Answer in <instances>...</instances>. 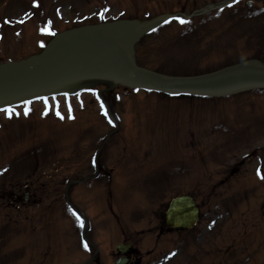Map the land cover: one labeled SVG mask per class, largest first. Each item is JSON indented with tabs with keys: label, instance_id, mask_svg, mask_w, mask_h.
I'll return each instance as SVG.
<instances>
[{
	"label": "rangeland",
	"instance_id": "1",
	"mask_svg": "<svg viewBox=\"0 0 264 264\" xmlns=\"http://www.w3.org/2000/svg\"><path fill=\"white\" fill-rule=\"evenodd\" d=\"M222 1L0 0V63L40 52L42 44L69 27L164 14L167 19L134 43L138 64L169 74L191 75L249 57L264 63V9L260 0L250 6L245 0H233L226 7L206 11L210 3ZM82 15H87V20L72 21ZM109 85V81L93 82L48 105L32 98L30 114L25 116L20 108L8 115L0 108V264H86L95 248L103 264H112L115 257L108 256L109 250L121 231L133 232L135 208L163 188L164 194L149 199L151 205L158 206L176 190H190L200 203L202 217L191 231L179 237L167 236L161 259L150 264H198L200 256V264H264V179L262 183L253 174L259 170L264 175V89L236 91L216 98L214 103L200 101L195 95L187 99L184 94L146 93L123 82L112 89ZM96 90L120 111H130V97L145 98L133 99L129 126L121 112L115 111L121 120V127L115 129L125 144H132L123 146V170L111 188L118 219L109 211L107 187L94 181L78 186L83 196L79 204L80 213L85 215L83 223L79 215L51 198L52 192L64 185L65 177L80 176L79 164L84 166L83 159L91 151L89 143L85 153L75 148L84 147L80 141L84 128L88 136L95 132V127H85L80 117H97ZM167 96L177 101L158 99ZM67 101H72V106L68 107ZM72 110L75 118H66ZM53 111L62 113L61 117L50 115ZM186 130L193 134L187 135ZM190 138L193 146L199 143L196 154L191 152L194 160L182 152L183 143ZM242 140L245 143L241 144ZM72 146L69 164L65 154ZM137 147H142L136 155L142 167L133 169L137 162L128 157ZM212 155L218 157L215 162ZM240 159L244 163L239 173L225 178ZM172 175L174 180H166ZM192 177L196 179L192 181ZM21 178L34 181L39 199L25 207L26 213H35L45 205L35 225L26 230L14 222L20 217L11 204ZM234 213L238 217L226 219ZM238 219L240 224L234 229ZM258 219L262 223L250 226L258 224ZM84 227L86 235L82 234Z\"/></svg>",
	"mask_w": 264,
	"mask_h": 264
},
{
	"label": "water",
	"instance_id": "2",
	"mask_svg": "<svg viewBox=\"0 0 264 264\" xmlns=\"http://www.w3.org/2000/svg\"><path fill=\"white\" fill-rule=\"evenodd\" d=\"M138 26L122 22L100 28H88L66 34L41 58L28 63L0 67V100L48 89L71 80L121 76L133 83L160 87L168 91L221 90L248 85H264V67L241 65L225 72L199 79L171 80L135 68L128 59V48ZM98 43L100 49L94 59L110 49H120L117 63H102L83 68L80 63L85 53L77 51L82 45ZM195 209L189 197L173 200L169 211L174 224L187 223Z\"/></svg>",
	"mask_w": 264,
	"mask_h": 264
},
{
	"label": "bare ground",
	"instance_id": "3",
	"mask_svg": "<svg viewBox=\"0 0 264 264\" xmlns=\"http://www.w3.org/2000/svg\"><path fill=\"white\" fill-rule=\"evenodd\" d=\"M92 49V47L90 46V45H87V46H84V47H82L79 51L80 52H89L90 50ZM114 57H116L115 55H113V56H110V59L109 60H115V58ZM73 85V84H72ZM71 85V86H72Z\"/></svg>",
	"mask_w": 264,
	"mask_h": 264
},
{
	"label": "snow or ice",
	"instance_id": "4",
	"mask_svg": "<svg viewBox=\"0 0 264 264\" xmlns=\"http://www.w3.org/2000/svg\"><path fill=\"white\" fill-rule=\"evenodd\" d=\"M180 23H184V21L180 20ZM5 111H10V110H5ZM25 114H27V111L25 112ZM262 178H264V177H262ZM85 248H87V245H85Z\"/></svg>",
	"mask_w": 264,
	"mask_h": 264
}]
</instances>
